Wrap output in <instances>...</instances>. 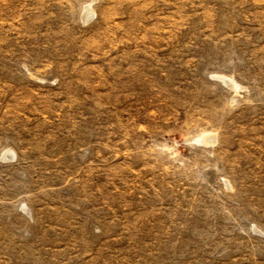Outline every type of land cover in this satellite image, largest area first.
I'll list each match as a JSON object with an SVG mask.
<instances>
[{
	"label": "rangeland",
	"instance_id": "obj_1",
	"mask_svg": "<svg viewBox=\"0 0 264 264\" xmlns=\"http://www.w3.org/2000/svg\"><path fill=\"white\" fill-rule=\"evenodd\" d=\"M0 264H264V0H0Z\"/></svg>",
	"mask_w": 264,
	"mask_h": 264
}]
</instances>
